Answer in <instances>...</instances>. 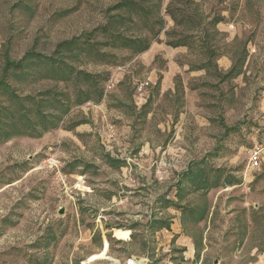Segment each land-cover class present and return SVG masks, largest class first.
Wrapping results in <instances>:
<instances>
[{"label": "rangeland", "instance_id": "obj_1", "mask_svg": "<svg viewBox=\"0 0 264 264\" xmlns=\"http://www.w3.org/2000/svg\"><path fill=\"white\" fill-rule=\"evenodd\" d=\"M198 23L178 66L233 67L192 77L187 97L178 75L177 95L152 89L139 114L137 85L166 67L141 48L189 42ZM256 145L264 0H0V264H264V164L244 176ZM174 219L191 256L162 229Z\"/></svg>", "mask_w": 264, "mask_h": 264}, {"label": "crops", "instance_id": "obj_2", "mask_svg": "<svg viewBox=\"0 0 264 264\" xmlns=\"http://www.w3.org/2000/svg\"><path fill=\"white\" fill-rule=\"evenodd\" d=\"M196 4H199L202 2V0H193ZM173 22V27L175 28L178 24L176 23L175 20L172 19ZM223 22L221 20H219L216 25L214 26L215 29H217L220 33H225L228 30L225 29H221L220 25H222ZM196 32L192 33V39H189L191 41L187 42L186 40H180V41H175V42H167V43H155L153 45H150L147 47L146 50H142L140 54H142V58H141V63L146 66V67H153L152 65L155 63L156 59L161 57L165 62H166V67L164 68L163 71H159L156 68H153L150 70L149 73V77H148V81L147 82H142L139 83L137 85V88L135 90V95L133 96V105L135 106L136 110L140 113H142L141 111L143 110V108H145L148 104L149 101L151 99V90L155 89L158 87L159 93L161 95V97H163L164 95L168 94V93H172L173 95H177L178 91L177 89L175 90L176 86L174 84V80L178 75H189V77L187 78V80L184 81V86H185V95L187 97L188 95V82L190 81V79L192 77L195 76H201V75H207V73H209V71L211 70V68L215 71H217L218 73L223 72V71H229L233 66H232V62L230 60V57L227 56H219L216 57V62L212 64L210 63V59L209 61L206 62V64H204L203 66H198L196 68L191 67L190 65H185L183 68H180L178 66V64L176 63V59L179 55H188V53L191 50H200V24H195L194 25ZM222 27H225L224 25H222ZM166 36V35H165ZM177 45V46H175ZM215 54L212 55V59H214ZM159 74H161V76L159 77ZM141 84H146V88L143 91L142 94H140L138 92V87ZM118 85L117 80H114V88H116ZM111 90L107 91L110 92ZM113 91V90H112ZM190 92H193L191 90H189ZM111 93V92H110ZM198 95V94H196ZM199 99V98H198ZM90 123H82L79 125L78 129H81L82 131H86L88 128L92 130V128L90 127ZM257 146V145H256ZM255 147V146H254ZM111 149V148H110ZM113 149V148H112ZM264 164V156L262 158V162H261V166L258 170L256 171H246L244 176H251L253 175V173H257L259 171H261L262 167ZM233 187V186H232ZM229 190H232L231 187H229ZM212 217V214H211ZM174 221V225L172 224V228L170 226H163V230H165L166 232H169L171 230H173L172 233V239L175 243V245L180 249V250H187L186 254L187 255H192V252H195L196 249V243L195 240L193 239L192 236L190 235H186L185 233L182 232L181 228L179 227L178 230H174L173 226L176 227L178 226L177 220L174 219L172 220ZM203 218H199V223L203 222ZM180 222V221H179ZM125 231V230H124ZM210 228H206L203 230V234H202V245L206 246V248L208 249L207 244L205 245V243L207 242V237L210 234ZM130 233V236L128 237V241L124 240L121 242H125L128 243L129 241H131V235L132 232L128 231ZM114 234V231H113ZM116 239V238H115ZM117 240V239H116ZM120 241V240H118ZM108 245V246H107ZM108 249V254L111 250V244L109 242V238L105 239L104 237V241H103V245H102V249ZM99 254V253H98ZM97 255V254H96ZM95 256V255H93ZM130 259L135 260L138 264H152L150 259L148 257H138V256H131L130 258H128L126 261L122 262L121 259H117V258H113V257H109L107 255V259L106 260H95L94 262L88 263V264H97L98 262H108L109 264H126V262ZM165 264H174V262L169 261Z\"/></svg>", "mask_w": 264, "mask_h": 264}, {"label": "built area", "instance_id": "obj_3", "mask_svg": "<svg viewBox=\"0 0 264 264\" xmlns=\"http://www.w3.org/2000/svg\"><path fill=\"white\" fill-rule=\"evenodd\" d=\"M113 88H114V84L110 83L107 86V91L112 90ZM145 88H146V84H141L138 87V92L140 94H142L143 91L145 90ZM263 156H264V147L263 146H258V145L255 146L253 148V150L250 152L247 170L248 171H256V170H258L260 168V166H261V162H262ZM93 257H91L86 263H83V264H88V263L94 262L95 260L91 261V259ZM117 264H120V263H117ZM126 264H138V263L135 260L130 259V260H128L126 262Z\"/></svg>", "mask_w": 264, "mask_h": 264}, {"label": "trees", "instance_id": "obj_4", "mask_svg": "<svg viewBox=\"0 0 264 264\" xmlns=\"http://www.w3.org/2000/svg\"><path fill=\"white\" fill-rule=\"evenodd\" d=\"M128 3H131V2H128ZM126 5H127V3H121V4H119V5L117 6V8L120 9V8L126 6ZM148 46H149L148 44L144 45V46L141 48V50H146ZM175 46H177V45H175Z\"/></svg>", "mask_w": 264, "mask_h": 264}]
</instances>
